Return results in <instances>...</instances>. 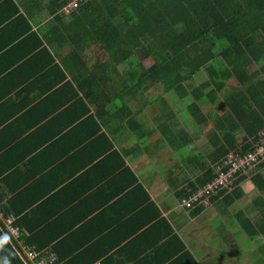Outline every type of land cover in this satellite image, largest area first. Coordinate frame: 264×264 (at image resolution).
Returning a JSON list of instances; mask_svg holds the SVG:
<instances>
[{
	"label": "trees",
	"instance_id": "obj_1",
	"mask_svg": "<svg viewBox=\"0 0 264 264\" xmlns=\"http://www.w3.org/2000/svg\"><path fill=\"white\" fill-rule=\"evenodd\" d=\"M68 1L0 0V101L7 95L4 85H12L16 97L22 99L16 102L17 108H6L5 114L3 108H0L1 121L12 117L10 123H13L15 113L24 110L31 117V133L53 123L58 141L61 136L66 137L67 133L71 135L73 133L70 132H77V129L85 132L79 138L78 145L82 140L97 138L100 147H105V152L101 150L90 161L98 164L100 160L105 163L106 159L112 158L111 162L116 164L109 169V174L118 173L125 178L126 189L120 194L127 192V196L142 197L140 202L132 203L127 208L135 212L142 203L146 204L149 195L140 183L136 171L138 167L135 169L129 162L125 163V158L132 156L133 161L141 155L153 158L154 153L146 151L150 144L139 145L136 141L130 145L125 142L121 131H118L113 142L111 132L103 130L102 126L106 128L111 121L116 124L119 122L120 127H127L131 133L136 134V126L140 127L134 118L136 109L128 105L140 103L145 99L143 93L152 88L159 91V95L173 93L179 98L192 97L185 111L190 112L197 122L209 121L215 115V110H204L198 101L201 92H209L210 89L212 93H224L226 96L225 104L228 108L224 116L230 121V128L236 129L241 123L247 133L240 141L235 134H228L227 130L224 131V140L221 139L224 133H214L209 146L204 147L200 154L193 155L195 159L189 156L187 167L194 176L186 180L184 186L172 179L175 180L174 188L178 197L191 195L223 174L228 175L229 185L212 195L211 201L223 200L226 213L236 201L245 197L243 187L247 179L255 182L264 192V161L260 165L253 164L235 172L232 163L226 164L230 151H234L235 155L254 152L253 145L261 140L259 131L264 130V103H260L257 98L258 95L264 100V80L256 83L254 76L249 74L251 63L258 62L262 54L259 52L264 42L258 45L256 34L264 33V0H91L78 12L66 14L64 7ZM219 41L225 45L218 48ZM219 56L225 59L226 67H215L213 61ZM204 71L208 79L201 82ZM112 72L118 81L109 76ZM233 76L242 87L236 92L226 85V81ZM119 86L128 88L123 96L125 99H120ZM189 86L193 89H189ZM105 117L116 119L107 121ZM90 121L96 127L89 124ZM160 131L164 139L170 141L171 131L168 127L163 125ZM182 132L189 135L184 130L179 133ZM72 153L68 150L59 154L52 153L51 159H61L60 167L69 165L73 170L68 173L66 171L70 177L68 181L65 180L66 176L58 184L42 189L38 195L41 202L36 205L46 211L51 207L47 213L59 216V222L72 217L80 205L75 202L88 190L87 185L82 183L83 179H78L86 167L81 170L82 162H77V159L74 161ZM5 171V168L0 169V192L3 183H9L12 175L7 173L1 177ZM104 176L108 175L105 173ZM23 183L25 180L21 178L20 186L11 187L13 192L19 190L18 194L12 195L5 202L8 194L0 193L4 216L17 215L14 211L17 199L21 201L24 197L28 202L26 193L31 195L33 188L23 187ZM66 183L67 186L73 184V187L76 185L81 189L74 199L70 190H66L69 193L60 191L59 195L55 192V186L61 187ZM63 195L65 198H61ZM34 201L35 198L23 204L21 209L24 210L25 205L29 206ZM253 203L257 213L261 214L255 215L253 212L249 217H242L240 211L237 221L241 229H238L251 241L257 238L260 252L251 258L263 264L264 198L257 195ZM206 207L199 204L190 210L193 216H197ZM74 215L75 221L67 223L68 231L89 218L88 212ZM18 216L15 224L20 226L26 242L35 245L40 256L45 257L50 237L47 240L44 236L45 240H41L42 237L37 235L39 231L34 233L32 226L26 228ZM40 216L35 217L32 212L22 215L29 223L38 225ZM229 221L230 225L224 224L227 234L234 226L233 220ZM173 235L178 249L179 246L184 248L178 234ZM55 238L51 237V240ZM69 239L71 234L60 238L51 249H62L60 245L63 246ZM81 250L85 249L82 247ZM81 250L76 253L72 248L67 250L65 264H73L82 253ZM58 254L60 258L64 257L62 252ZM99 256H92L90 262ZM0 264H25L1 219Z\"/></svg>",
	"mask_w": 264,
	"mask_h": 264
},
{
	"label": "crops",
	"instance_id": "obj_2",
	"mask_svg": "<svg viewBox=\"0 0 264 264\" xmlns=\"http://www.w3.org/2000/svg\"><path fill=\"white\" fill-rule=\"evenodd\" d=\"M256 36L258 45L264 42L263 32H258ZM220 45H225V43L219 41L217 47L219 48ZM261 47L262 51L260 50L259 53L262 54H260L258 62L254 61L251 63L249 71V74L254 76L253 80L256 83L264 80V44ZM213 63L217 68H223L227 65L222 56L215 59ZM111 74L114 76L113 72ZM226 75L228 76V74ZM206 79H208V75L205 74L201 78V82L206 81ZM105 81L108 82L107 80ZM220 81L225 83L224 80ZM232 81L235 85L234 89L229 84ZM226 82L228 88L231 87L235 92L242 89L234 76ZM3 87L7 95L0 101V108H3L2 110L5 114L6 108H17L16 102H21L22 99L16 97L15 89L12 85H4ZM188 88L193 89L191 86ZM127 90L128 88L119 86L120 99H125L123 96ZM107 91L110 93L109 90ZM212 92L210 89L209 92L203 90L198 101L199 104L206 103L202 107L204 110L209 112H211V109L215 110V115L209 118V121L197 122L190 112L185 111L187 106L191 104L190 100H192V97L179 98L175 95L180 99L175 104L179 112L173 111L166 103L168 94L156 97L160 99L156 101L159 103L157 113L162 114L167 108L168 111L164 115L166 120H159L154 126H149L148 116L144 112V108L149 105L152 108L158 107L155 102H152L153 99L147 100L145 98L147 101L144 99L140 103H129L128 107L136 109L134 118L140 124V127L136 126V134L131 133L127 127L126 129L120 127L119 122L117 124L116 122L112 123L111 119L114 120L116 118L105 117L111 123L108 124V127L102 126V128L111 132L113 142L118 131H121L124 133L123 139L125 142L130 143V145L135 144L136 141L139 145L150 144L149 149L146 151L147 153H154L153 158L146 157L145 166L144 164L135 166L134 161L138 157H135L134 161L132 156L125 158V163L133 164L134 166L132 165V167L135 169L137 167H151V170L147 173H141L140 169H136L140 176V183L149 197L146 204L142 203L135 212H130L127 208L132 203L140 202L142 197L127 196V192L123 195L120 194L126 189L125 178L118 173L109 174V169L113 164H116L111 162L112 158L106 159L105 163L100 160L98 164L90 161L101 150L105 152V147H100V141H97V138L82 140L78 145L79 138L84 136L85 132L83 129L79 132L77 129V132H70L73 133L71 135L67 133L66 137L61 136V140L58 141L56 140L58 137L53 131L56 129L53 123H51V126L45 125L39 131L31 133V130H29V124L32 122L31 117L24 110L15 113V121L13 123H10L13 119L12 117L6 120L3 118L2 121L0 118V169H6L5 174H1V177L7 173H12L9 177V183L4 182L2 192H0L8 194L4 202L12 195L16 196L18 194L19 190L13 192L11 187L20 186V180L24 178L23 187L30 186L33 188L32 192L30 191L31 195L26 193V198L28 202L32 201L33 198H35V201L31 205L28 204L29 206L25 205L23 210L21 207L28 202L24 197L21 198V201L17 199L18 203L14 206V211H16L17 215H13H19L18 217L22 219V224L26 228L29 226L34 227V229L32 228L34 233L39 231L37 235L42 237L41 240H45L44 236L47 237V240L50 237L46 246L48 249H51L53 244L57 243L60 238L71 234V239L63 246L60 245L62 249L57 251L54 249L60 264H65L68 258L65 255L67 250L72 248L76 253L82 247L85 250H81L82 253L73 261V264H244L245 261L240 260L238 256L232 258L234 254L237 255V249L222 247V243H227L224 240L225 236L227 237V233L224 230V224L217 226L216 221L219 223L217 219L225 218L231 213L230 210L226 213L223 200H213L211 205L206 207L207 209H204L199 215L193 216L190 209L180 205L181 197H178L174 188V185H176L175 180L181 186H184L186 180L194 176L192 170L187 167L188 157L200 154L204 147L209 146L211 136L214 133H224L223 137H221L224 140V131L227 130L228 134H235L239 141L247 133L241 123L236 129L230 128L228 124L230 121L226 119L227 116H224L228 108L225 104L226 96L223 95L224 93L217 95V93L214 92V94ZM169 94L173 95V93ZM257 98L260 103H264L262 97L259 98L257 95ZM209 99L214 100L210 101ZM106 104L105 106H107ZM181 113L183 114L182 116H180ZM152 117L156 118V116ZM218 117L222 120L217 122ZM89 124L96 127V124L92 121ZM163 125H166L171 131L169 135L170 141H166L161 134L160 129ZM181 130L187 131L189 135L186 136V133L183 132L179 133ZM261 131L264 133V130ZM54 135L56 137H53ZM128 143L124 144L127 145ZM116 146L114 145V147ZM163 146L166 148L165 152L161 150ZM185 146H191V149L187 150V147L184 148ZM63 150L74 152L72 153L75 156L74 161L77 159V162H82L81 170L86 167L82 170L78 179H83L82 183L87 185L88 190L84 193V196L88 195L89 197L84 198L83 196L77 199L75 203L80 205L76 207L72 217L65 218L59 222V216L52 212L47 213L51 210V207L46 211L41 210L36 205L41 202L40 199L38 200V195L42 193V189L58 184L66 176V181L70 178L66 171L67 173L68 171L71 172L73 167L68 165L62 168L60 167L61 159H51L52 153L59 154ZM156 157H159L158 160L153 161ZM141 159H143L142 155ZM71 164L75 165V163ZM105 173L111 176H104ZM146 174H150L149 177H143ZM172 179L175 180L172 181ZM247 180L244 182L243 192L250 191L255 194L254 197L262 195L264 198V192L260 190V187L252 180ZM67 184H63L61 187L59 185L55 186V192L59 195L60 191L69 193L66 190H70L74 199L77 196V192L81 189L76 185L73 187V184L72 186H67ZM75 192L76 194L74 195ZM128 192L130 191L128 190ZM61 198H65V196L63 195ZM0 209L2 210L1 206ZM155 211L157 214H155ZM29 212L35 214V217L42 215V217L40 216L39 225L34 222L29 223L28 219L22 217L23 214ZM85 212L89 213V218L85 219L82 222L83 224L80 223L71 230H66L67 223L75 221V213L81 214ZM257 214H261V212ZM152 215L154 217H151ZM161 219L166 222H160ZM203 222H208L207 228L206 224H202ZM174 233H177L183 240L179 239L184 244V248L179 246L178 249ZM28 234L30 235V232ZM160 235L163 236L159 238ZM21 236L27 240L22 233ZM51 237L56 238L51 240ZM215 240L219 241L217 245L213 243ZM59 251L64 254V257H59ZM95 255L100 256L90 262L91 257ZM249 256L246 254L247 259L255 261L254 258ZM245 264H248V262Z\"/></svg>",
	"mask_w": 264,
	"mask_h": 264
},
{
	"label": "built area",
	"instance_id": "obj_3",
	"mask_svg": "<svg viewBox=\"0 0 264 264\" xmlns=\"http://www.w3.org/2000/svg\"><path fill=\"white\" fill-rule=\"evenodd\" d=\"M91 0H70L64 11L69 14L74 12L86 2ZM261 158H264V135L258 144L255 146V151H249L243 155H235L234 152H230L226 164H231L232 170L239 171L242 168L250 167L253 164L259 163ZM227 174H223L213 182L208 183L204 188L197 189L191 195L182 197L180 203L183 207L191 209L199 204L209 206L212 195L216 194L219 189L229 185L227 180ZM0 219L5 224L9 231L14 246L25 264H60L58 257L54 250L47 248V255L45 257L40 256L39 250L35 245L28 244L21 236V228L15 224L16 216L11 214L4 216L0 209Z\"/></svg>",
	"mask_w": 264,
	"mask_h": 264
},
{
	"label": "rangeland",
	"instance_id": "obj_4",
	"mask_svg": "<svg viewBox=\"0 0 264 264\" xmlns=\"http://www.w3.org/2000/svg\"><path fill=\"white\" fill-rule=\"evenodd\" d=\"M203 74L207 75V73L205 71L203 72ZM110 77H113V79L118 81V79L115 76H113V74H110ZM229 84L233 87V89L235 88L234 87L235 85H234L233 81L230 82ZM158 95H159V93L157 92L156 89H151V90L143 93V95H142L143 97L145 96L144 98H147V100L148 99H153L152 102H155V105H158V107H155V108H152L150 105L144 108L145 115L148 116L149 126H154L159 120H161V121L166 120L164 115L168 111V108L165 109V111L162 114L157 113V111L159 110V103L156 102V101L160 100V99L156 98ZM168 95L169 96H167V100H166L167 105L169 107H171V109L173 111L179 112L177 110V107H175V104H177L178 101H180V99H178L174 94L173 95L172 94H168ZM142 100H144V99H142ZM142 100H141V102H142ZM204 101H206V100H204ZM148 102H150V101H148ZM205 105H206V103H203V104L200 103L201 107H204ZM151 109H153V110L150 112ZM157 115L159 116V118H158ZM152 116H156V118H154ZM221 120L222 119L220 117H218V119L216 121L218 122V121H221ZM189 148L191 149V146H188L187 150ZM161 150L163 152H165L166 151L165 146H163ZM158 158L159 157L154 158L153 161L158 160ZM146 160H147L146 157H143V159H141V156H140L134 161V164H135V166L143 165V164L145 166ZM138 169H140L141 173H147V172H149L151 170V167L138 168ZM149 175L150 174H146L143 177H149ZM244 195L246 197L243 198L242 200H239L234 205V207L230 210L231 213H229L228 216L225 217V218L221 217V218L217 219L219 223H217V221H216V224H217V226H220L221 224H226L228 226V225L231 224V221H229V220H233V225L234 226L230 228V231L227 234V238L225 239L227 241V243L226 244L222 243V245H223L222 247L225 246V247H230V249H237V251H236L237 255L234 254V256L232 258H235V257L238 256L240 258V260L245 261V263L248 262V264H258L257 261H252L250 259H247V257H246V254L252 256V255H255L256 252H260L259 250H260L261 247L259 248V246H258L259 242L257 241V238L254 237L256 241H251V239L249 240V238H247V236H245L246 235L245 233H240L241 231L238 229V228H240V226H238L237 219H238V216H239L238 213L240 211L242 212V217L243 216L249 217V215L251 213H253V212H254L255 215L257 214V210L255 209V204L253 203V200L255 199V197H254L255 194L253 192L246 191L244 193ZM210 203H212L211 199L208 202V204H210ZM0 206H1V204H0ZM259 217H261V216H259ZM207 223L208 222H203L202 224H206V228H207L208 227ZM218 242L215 240L213 243L217 245ZM221 242H223V241H221ZM262 246H264V242L262 243ZM15 249L17 250L16 247H15ZM261 255H262V253H261ZM227 264H229V263H227ZM263 264H264V262H263Z\"/></svg>",
	"mask_w": 264,
	"mask_h": 264
},
{
	"label": "clouds",
	"instance_id": "obj_5",
	"mask_svg": "<svg viewBox=\"0 0 264 264\" xmlns=\"http://www.w3.org/2000/svg\"><path fill=\"white\" fill-rule=\"evenodd\" d=\"M68 3H69V1H68ZM68 3H67V4H68ZM67 4H66V6H67ZM66 6H65V7H66ZM82 6H83V5H82ZM82 6H81L80 8H82ZM65 7H64V8H65ZM80 8H78V9L75 10V11L78 12V11L80 10ZM75 11H74V12H75ZM72 13H73V12H71V13H69V14H72ZM66 14H67V13H66ZM259 132H260V135H259V136H260V139H261V138H262V135H264V133H263L262 131H259ZM253 146L255 147V146H256V143H255ZM230 152H234V151H230ZM234 153H235V152H234ZM261 159H262V160H260L259 163L255 164V165H260V164L264 161V158H261Z\"/></svg>",
	"mask_w": 264,
	"mask_h": 264
}]
</instances>
